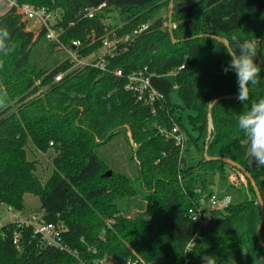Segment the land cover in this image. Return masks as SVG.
Segmentation results:
<instances>
[{"label":"trees","instance_id":"1","mask_svg":"<svg viewBox=\"0 0 264 264\" xmlns=\"http://www.w3.org/2000/svg\"><path fill=\"white\" fill-rule=\"evenodd\" d=\"M24 4L58 12L62 42L71 47L72 41L81 40L84 56L97 52L110 30L129 40L107 59L105 70H69L71 63L55 51L57 45L46 39L45 30L37 37L27 30V21L17 12V5ZM101 4L106 6L87 16ZM169 4L170 0H15L0 16V25L8 27L15 44L0 69L8 105L0 109V205L22 212L26 194L37 196L45 219L64 223L66 244L89 259L109 256L123 262L138 255L157 264H181L186 258L189 264H202V256L212 255L217 264H264V248L257 238L261 207L251 182L231 181L228 172L238 170L204 157L208 144L210 157L241 164L255 179L264 202V167L249 156L248 140L237 127L239 115L264 98V0H174L176 43L169 31ZM113 12H118L119 24L108 25L104 20ZM144 25L148 27L135 34ZM233 34L241 42L256 40L259 83L250 85L247 102L232 98L215 105L208 141L209 102L238 93L235 73L223 72L230 61L223 43L208 35L230 40ZM182 65L175 75L179 105L172 98L174 83L167 77ZM144 67L163 95L155 113L137 102L125 88L126 79L115 74L118 69L129 73ZM182 109L193 112L190 126L203 140L196 165L189 166L175 141L166 140L156 128L177 124L191 136L182 122ZM127 126L134 141L133 177L97 152L119 135L131 144ZM29 140L39 151L52 149L57 154L45 183L35 173L36 162L27 157ZM109 169L112 176L106 178ZM215 192L231 196V205L206 224L193 222L189 210L202 194ZM137 197L141 200L135 202ZM15 232L22 237L21 249L13 243ZM75 262L65 251L41 248L30 228L14 222L0 228V264Z\"/></svg>","mask_w":264,"mask_h":264},{"label":"built area","instance_id":"2","mask_svg":"<svg viewBox=\"0 0 264 264\" xmlns=\"http://www.w3.org/2000/svg\"><path fill=\"white\" fill-rule=\"evenodd\" d=\"M12 4L15 5V2ZM105 6L106 4H101L96 9L89 10L87 16L93 17L97 11ZM17 12L22 15V19L25 21H34L38 26V31L45 30L47 40L55 43L58 48L67 51V60L72 65L69 70L84 66H92L105 70L107 59L117 55L120 49L119 45L129 40V36L121 38L117 35L116 30H110L101 38L102 47L97 52L84 56L80 53V51L85 48L84 43L81 40L72 41L71 47L64 45L62 42V30L61 28L56 27L59 19L58 12L50 11L44 7L35 8L30 4L17 5ZM147 27V25L142 26L139 30L135 31V34L142 32ZM102 49H105V53L99 55ZM184 67L185 65L180 66L173 70L169 75H176ZM115 74L126 79L127 82L125 88L132 92L137 102L144 106L151 107L153 113L156 112V104L162 102L163 95L153 86L151 81L152 74L148 67L133 70L129 73H124L123 70L118 69L115 71ZM63 76L64 73L58 74L56 80L60 81ZM156 128L166 140L175 141L180 148V156H183L187 143V136L184 131L177 124L171 129L160 126ZM231 203V196H221L217 192L210 195L202 194L199 203L189 210L190 219L198 224H206L220 217L221 212H224ZM8 209L11 211L14 210L11 207H8ZM45 215L46 213L42 210L41 213H30L23 217H14L15 220L12 222L17 223L18 227L30 228L33 237L37 238L38 244L41 248H54L60 251H65L74 256L76 262L73 264H157L152 261H147L138 255L129 256L123 262L116 261L109 256L102 258L94 257L91 259L87 258V255L82 256L81 251L72 249L66 244L64 238V232L67 230L66 225L64 223L48 222L44 217ZM194 217H197V219L194 220ZM109 222L110 221H108V223ZM4 225L0 223V228ZM13 243L16 245L17 249L22 248V237L19 232L14 233ZM191 246V244L187 246V251L190 250ZM87 250V252H91L92 248L88 247ZM94 253H96L95 250H93V254ZM189 262V259L186 258L181 264H189Z\"/></svg>","mask_w":264,"mask_h":264},{"label":"rangeland","instance_id":"3","mask_svg":"<svg viewBox=\"0 0 264 264\" xmlns=\"http://www.w3.org/2000/svg\"><path fill=\"white\" fill-rule=\"evenodd\" d=\"M13 2L15 0H0V16L6 13L8 10H10L13 6ZM162 13L165 14V11ZM25 21L24 19H22ZM105 23L108 25H115L116 23L119 24V15L118 12H113L108 15V17L104 20ZM27 30H32L35 33V37H37L41 30H37L38 26L34 21H27ZM124 38V37H122ZM257 44L256 40H254ZM55 51L59 52V55H64L63 60L67 59L68 53L64 49L58 48V46L55 47ZM105 53V49H102L99 53L103 54ZM102 56V55H101ZM171 82L174 83L175 90L172 92V98L174 101L177 102V104H182L178 89L176 88V82H175V75H168L167 77ZM29 99V98H28ZM16 105H12L13 111L16 109ZM193 114V112L189 109H182L181 115H182V122L187 127V129L190 132L191 136L187 137V143H186V152H185V159L187 164L190 165H196L198 161L202 158L201 150L203 147V140L198 139V133L196 131H193L190 123H189V115ZM196 140V142L194 141ZM27 150V157L31 161H35L37 165L36 169V175L42 182H46L50 176L53 173L54 165L53 160L56 157V152L54 150H50L46 153L39 151L36 149L34 144L31 140H29L28 145L26 147ZM97 152L99 155H101L103 158H105L109 163L113 164L115 168L119 169L122 172L127 173L129 176L133 177L135 174V168H136V162L135 160L131 159V144L125 139L124 135H119L110 142L101 145ZM111 170V169H109ZM107 170V171H109ZM112 171V170H111ZM230 180L233 182H243L246 183L245 177L240 174L239 172H228ZM141 200L139 197H137L134 201ZM25 209L20 212L16 210H9L8 206L5 204L0 205V223L1 224H7L15 220L14 217H23L24 215H28L30 213H41V203L37 196H34L32 194H26L25 198Z\"/></svg>","mask_w":264,"mask_h":264},{"label":"clouds","instance_id":"4","mask_svg":"<svg viewBox=\"0 0 264 264\" xmlns=\"http://www.w3.org/2000/svg\"><path fill=\"white\" fill-rule=\"evenodd\" d=\"M223 49L230 57L229 63L223 67V72L225 74L229 71L235 73L238 85L236 99L242 103L247 102L250 85H257L261 74V67L255 61L257 44L252 40L241 42L233 34L230 40L223 41ZM14 50L15 44L11 41L8 27L0 25V69L4 67V57L9 56ZM7 106V92L0 86V109ZM237 127L248 140L249 156L258 167H264V98L253 102L249 110L239 115ZM196 219L197 217H194V220ZM201 260L202 264H217V258L212 255H204Z\"/></svg>","mask_w":264,"mask_h":264},{"label":"water","instance_id":"5","mask_svg":"<svg viewBox=\"0 0 264 264\" xmlns=\"http://www.w3.org/2000/svg\"><path fill=\"white\" fill-rule=\"evenodd\" d=\"M173 13H174V0H170V4H169V12H168V18H169V31L171 33V38L173 43H176L177 40L174 37L173 34ZM208 37L213 38L218 40L219 42L223 43V41H227L228 39L224 38V37H220V36H216V35H208ZM238 94V93H237ZM237 94L235 95H225V96H221V97H216L213 98L210 102H209V106H208V133H209V137H208V141L210 140L212 133L214 131V121H213V116H212V110L215 107V105L223 100H227V99H232V98H236ZM128 130V137L129 140L131 142V145H134V141L130 132V127L127 126L126 127ZM204 157L207 161H211V160H221L225 163H227L228 165H230L232 168L238 170V172L240 174H242L245 179H248L257 196V199L259 201L260 207H261V220H260V224L258 226V231H257V238H258V243L261 247L264 248V240L262 237V229H263V224H264V202L261 196V193L259 191V188L256 184L255 179L253 178V176L251 175V173L245 168L243 167L241 164H239L238 162L230 159V158H212L208 155V144L205 146V152H204ZM104 177L109 178L112 176V171L109 170L107 171L104 175Z\"/></svg>","mask_w":264,"mask_h":264}]
</instances>
